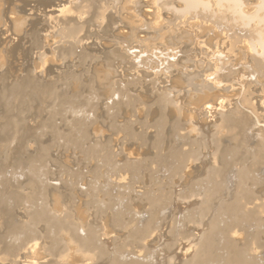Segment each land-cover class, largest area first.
<instances>
[{
	"label": "rangeland",
	"instance_id": "rangeland-1",
	"mask_svg": "<svg viewBox=\"0 0 264 264\" xmlns=\"http://www.w3.org/2000/svg\"><path fill=\"white\" fill-rule=\"evenodd\" d=\"M201 1L204 20L180 0H0V264H55L56 248V264H227L229 243L264 264V60L259 76L240 37L264 34V0L240 1L244 22ZM220 103L234 132L205 111ZM241 192L251 201L227 211ZM208 231L213 255L189 252Z\"/></svg>",
	"mask_w": 264,
	"mask_h": 264
},
{
	"label": "bare ground",
	"instance_id": "bare-ground-1",
	"mask_svg": "<svg viewBox=\"0 0 264 264\" xmlns=\"http://www.w3.org/2000/svg\"><path fill=\"white\" fill-rule=\"evenodd\" d=\"M117 1V0H116ZM156 1V0H155ZM173 1V0H172ZM222 1L224 2V3H226V7H228V9L231 11L229 14H233L234 16H235V18H237L236 20H238V18L240 19L241 18V20L244 22L245 20H243V18H244V16H242V12L243 11H240V4H241V0H217V3L219 4L220 3V5H221V3H222ZM37 2V1H36ZM138 2V1H137ZM144 2V1H143ZM180 2L181 3H183L184 5V7H185V9H184V12L186 13H190V12H192L193 11V15H190V17L188 18V20H190V19H192V18H195L196 19V17L199 19H203L204 20V18H206L207 16L209 17V12L207 11V10H209L208 8V3H206V2H202L201 0H180ZM245 2V1H244ZM224 3H223V5H224ZM41 4V3H40ZM155 4V3H154ZM211 4V3H210ZM260 4H264V3H259V5ZM142 5V4H141ZM157 5V4H156ZM155 5V6H156ZM163 5H165V4H163ZM217 5V4H216ZM219 5V6H220ZM243 5V4H242ZM242 5H241V7H242ZM210 6V5H209ZM225 7V6H224ZM223 7V8H224ZM257 7V6H256ZM143 8V7H142ZM159 8V7H158ZM175 8V7H174ZM221 8H222V6H221ZM243 8V7H242ZM262 8V7H261ZM170 10H171V7L169 8ZM260 9V8H259ZM259 9H258V11H259ZM176 10V9H175ZM224 10H226V8L224 9ZM243 10V9H242ZM227 11V10H226ZM257 11V10H256ZM183 12V11H182ZM208 12V13H207ZM213 12V11H212ZM212 12H211V14H212ZM176 13V12H175ZM180 13V12H179ZM179 13H177V14H179ZM186 13V14H187ZM251 13V12H250ZM257 13H259V12H257ZM256 13V14H257ZM183 14V13H182ZM187 14V15H188ZM218 14H221V13H218ZM217 14V15H218ZM225 14V13H224ZM232 15V16H233ZM244 15H246V14H244ZM258 15V14H257ZM194 16H196V17H194ZM213 16V15H212ZM233 16V17H234ZM254 16V15H253ZM253 16L251 15V18L253 19ZM246 17H249V16H247L246 15ZM257 16H255V18H256ZM262 17H264V15L262 16ZM212 18V17H211ZM214 18V17H213ZM261 18V17H260ZM194 19V20H195ZM219 19V18H218ZM244 19H246V18H244ZM248 19V18H247ZM252 19H250V21L252 20ZM259 19V18H258ZM213 20V19H212ZM70 21V20H69ZM235 21V20H234ZM238 21H240V20H238ZM260 21H262V23H263V21H264V18H261L260 19ZM67 22H68V20H67ZM175 22H177V20L175 21ZM183 22V21H182ZM209 22V21H208ZM228 22V21H227ZM236 22V21H235ZM243 22H242V24H243ZM247 22V21H246ZM249 22V21H248ZM185 23V22H184ZM216 23V22H215ZM261 23V22H260ZM68 24V23H67ZM177 24V23H176ZM181 24V23H180ZM187 24V23H186ZM189 24V23H188ZM223 24V23H222ZM230 24V23H229ZM248 23H246V25H247ZM70 25V24H69ZM68 25V26H69ZM216 25V27H217V29L218 28H220L219 26H217V24H215ZM214 25V26H215ZM231 25H232V23H231ZM235 25V24H234ZM260 25H262V24H260ZM67 26V25H66ZM182 26V25H181ZM224 27V26H223ZM243 27H244V25H243ZM246 27V29H247V27H248V25L247 26H245ZM244 27V28H245ZM233 28V27H232ZM244 28H242V29H244ZM260 28H263V25L261 26V27H258V29L256 28V29H250L249 30V28H248V30L247 31H244V35L243 36H240L241 37V39H243L244 41H245V43L247 44V47H248V49L252 52H250L251 54H252V56H253V65L251 64V66H253L252 67V70L255 72H258L259 70H260V68L262 69V66H263V61L261 62L260 61V56L259 55H261V56H263V58H261V60L263 59L264 60V34L262 33L263 31H262V29L261 30H259ZM76 28H69L68 30H66V33L67 34H71L74 30H75ZM216 29V30H217ZM237 29V28H236ZM241 29V28H240ZM239 29V30H240ZM242 29H241V32H243L242 31ZM225 30V29H224ZM233 30H234V28H233ZM239 30H237L238 32H239ZM229 31V30H228ZM249 31V32H248ZM262 31V32H261ZM214 32V31H213ZM248 32V33H247ZM212 33V32H211ZM247 33V34H246ZM232 34V33H231ZM234 35V37L233 38H230L229 36V41H231V39L233 40L232 41V43H233V47H235V46H237V44H238V42H237V39H238V37H236V33H233ZM211 35V34H210ZM223 35V34H222ZM229 35V34H228ZM202 37V36H201ZM225 37L227 38V36L225 35ZM224 38V37H223ZM227 39V40H228ZM240 39V38H239ZM239 39H238V41H239ZM217 40V39H216ZM243 40H240L241 41V45H242V42H243ZM218 43V42H217ZM229 45H231V43H229ZM169 46V45H168ZM238 46H240V44L238 45ZM214 47V46H213ZM230 47V46H229ZM177 49V48H176ZM173 50V49H172ZM184 51V50H183ZM199 51V50H198ZM166 52V51H165ZM171 52H173V51H171ZM179 52V51H178ZM205 52V51H204ZM115 53V52H114ZM177 53V52H176ZM185 53V52H184ZM187 53V52H186ZM198 53V52H197ZM260 53V54H259ZM172 54H174V53H172ZM175 55V54H174ZM212 55V54H211ZM178 56V55H177ZM216 56V55H215ZM251 56V57H252ZM172 57L173 58H176V57H174L173 55H172ZM222 57V56H221ZM228 57V56H227ZM133 58V57H132ZM166 58H168L167 56H166ZM170 59H172V58H170ZM165 60V59H164ZM181 60H182V58H181ZM179 58L178 59H176L173 63H169V64H166V65H168L167 67H169V69L170 68H172V70L176 73V76L174 77L175 79H176V81H181V78L183 77V75L185 74V70L187 69V66L189 65V63H188V65L185 67V66H183V67H185V70H184V68L183 67H181L183 64H181L182 63V61H181ZM214 60V59H213ZM248 60H249V57H248ZM215 61V60H214ZM213 61V62H214ZM200 63V62H199ZM251 63H252V60H251ZM260 63H263V64H261L260 65ZM186 64H187V62H186ZM186 64H184V65H186ZM202 64V63H201ZM220 64V63H219ZM192 66V65H191ZM190 66V67H191ZM166 67V68H167ZM181 67V68H180ZM200 67V66H199ZM238 67V66H237ZM240 67H241V65H240ZM260 67V68H259ZM189 68V67H188ZM225 68V67H224ZM236 68V67H235ZM263 68H264V66H263ZM168 69V68H167ZM190 69V68H189ZM229 69V68H228ZM245 69V68H244ZM195 70V69H194ZM193 70V71H194ZM222 70V69H221ZM220 70V71H221ZM235 70V69H234ZM245 71V70H244ZM247 71V70H246ZM188 72H189V70H188ZM188 72H187V76H184V77H188V81L189 82H192V81H194V82H196V78H197V76H195V75H193V74H191V76H188ZM233 72V71H232ZM243 72V71H242ZM254 72H252V73H254ZM260 72V71H259ZM163 73V72H162ZM169 73V72H168ZM226 73V72H225ZM248 73H249V71H248ZM261 73L262 72H260V75L259 76H261ZM208 74V73H207ZM218 74V73H217ZM230 74V73H229ZM257 74V73H256ZM259 74V73H258ZM157 75V74H156ZM155 75V76H156ZM164 75V74H163ZM219 75V74H218ZM222 75V74H221ZM236 75V74H235ZM208 76V75H207ZM228 76V75H227ZM234 76V75H233ZM249 76H252V75H249ZM263 76V75H262ZM216 77H217V75H216ZM235 77V76H234ZM166 78V77H165ZM173 78V79H174ZM208 78V77H207ZM224 78V77H223ZM232 78V77H231ZM250 78V77H249ZM205 79V78H204ZM219 79V78H218ZM222 79V78H221ZM244 79V78H243ZM248 79V78H247ZM242 80V79H241ZM251 80V79H250ZM217 81V80H216ZM226 81V80H225ZM243 81V80H242ZM247 81V80H246ZM172 82V81H171ZM193 82V83H194ZM199 82V81H198ZM198 82H196L197 84L194 86V88H196V89H198V88H204V87H207V86H203V84L202 83H198ZM223 82V81H222ZM250 82V81H249ZM256 82H257V80H256ZM180 83H182V82H180ZM211 83H216V82H211ZM236 83V82H235ZM171 84V83H170ZM221 84V83H220ZM233 84V83H232ZM245 84V83H244ZM176 85V84H175ZM181 85V84H180ZM180 85H178V86H180ZM183 85V84H182ZM185 86H186V84H184ZM214 85V84H213ZM230 85V84H229ZM237 85V84H236ZM248 85V84H247ZM259 85V84H258ZM257 85V86H258ZM25 86V85H24ZM238 86V85H237ZM263 86V85H262ZM175 87V86H174ZM181 87V86H180ZM243 87V86H242ZM182 88V87H181ZM208 88V87H207ZM244 88V87H243ZM217 89V88H216ZM241 89V88H240ZM175 90V89H174ZM176 91V90H175ZM200 91V90H199ZM8 92V91H7ZM7 92H6V94H7ZM14 92H16V91H14ZM177 92V91H176ZM207 92V91H206ZM230 92V91H229ZM239 92V91H238ZM242 92V91H241ZM245 92H247V91H245ZM257 92V91H256ZM245 94V93H244ZM221 95V94H220ZM51 96V95H50ZM165 96H166V94H165ZM170 96H171V94H170ZM174 96V95H173ZM193 96V95H192ZM197 96V95H196ZM176 97V96H175ZM187 97V96H186ZM190 97V96H189ZM194 97V96H193ZM261 97V96H260ZM23 98V97H22ZM21 98V99H22ZM167 98V97H166ZM169 98H171V99H173L172 97H169L168 96V98H167V100L169 101ZM176 98H178V97H176ZM197 98V97H196ZM259 98V97H258ZM180 99H181V97H180ZM194 99V98H193ZM193 99L190 97V99L189 100H191V101H193ZM185 100V99H184ZM186 100H188V99H186ZM188 100V101H189ZM195 100V99H194ZM171 101V100H170ZM178 101V100H177ZM190 101V102H191ZM197 101V100H196ZM234 101H235V99H234ZM172 102V101H171ZM183 102V101H182ZM257 102V101H256ZM197 103V102H196ZM262 103V102H261ZM115 104V103H114ZM198 104V103H197ZM201 103H199V105H200ZM238 104H240L241 105V103H238ZM171 105V104H170ZM249 105V104H248ZM172 106H174V105H172ZM176 107H177V105H175ZM179 107V106H178ZM261 108V107H260ZM264 108V107H263ZM179 109V108H178ZM224 105L222 104V103H220V104H218V105H212V104H209L208 105V107L205 109V111L207 112V114L208 115H211V117H213V118H215V117H217V116H215L214 117V115H220V117H221V120H220V122L222 123L221 125L223 126V128L224 127H228L232 132H234L235 130V128H237V125L240 123V122H238L236 119H234L235 117H231L230 115H232L231 113H230V115H227V114H225V115H223L224 114ZM239 110V109H238ZM248 110V109H247ZM227 112H229V111H227ZM223 113V114H222ZM232 113H233V111H232ZM242 113H245V112H242ZM251 113V112H250ZM229 114V113H228ZM238 114H240V113H238ZM246 114V113H245ZM251 115V114H250ZM254 118V117H253ZM214 120V119H213ZM257 120V119H256ZM241 121V120H240ZM246 121V120H245ZM243 123V122H242ZM254 124V123H253ZM257 124V123H256ZM216 125V124H215ZM222 126H221V128H222ZM257 126V125H256ZM216 127H217V125H216ZM244 127V126H243ZM243 127H241V128H243ZM239 128V127H238ZM253 128H255V125H254V127ZM228 131L229 133L231 132V131ZM225 131H227V129L225 130ZM239 132V131H238ZM225 148V147H224ZM223 149V148H222ZM217 150V149H216ZM219 150V149H218ZM217 150V151H218ZM224 150V149H223ZM262 150V149H261ZM223 151L221 150V153H222ZM225 152V151H224ZM229 152V151H228ZM217 153V152H216ZM231 154V153H230ZM261 154V153H260ZM263 154V153H262ZM224 155V154H223ZM228 156H229V154H228ZM186 157V156H185ZM224 157V156H223ZM226 157V156H225ZM258 157V156H257ZM259 158V157H258ZM254 160H256V159H254ZM259 160V159H258ZM253 161V160H252ZM256 162V161H255ZM254 162V163H255ZM259 162H260V160H259ZM263 162V161H262ZM257 163H258V161H257ZM41 164H42V162H41ZM222 164V163H221ZM259 165V164H258ZM230 166V165H229ZM257 166V165H256ZM254 167V166H253ZM225 168V167H224ZM33 172V171H32ZM51 176V175H50ZM12 179V178H11ZM42 181V180H41ZM44 183V182H43ZM3 184V183H2ZM42 184V183H41ZM51 184H53V183H51ZM50 184V185H51ZM38 186V185H37ZM53 186V185H52ZM52 186H51V191H53L52 190ZM4 189V188H3ZM39 189V188H38ZM54 189V188H53ZM38 192H39V190H38ZM242 194V195H241ZM241 194H236L237 196H236V202L234 203H232V204H229L228 206H227V211L229 210V211H234V210H238V209H240V210H244L245 208L244 207H246V205L251 201V199H250V196L248 195V194H243L242 192H241ZM249 197H248V196ZM46 196V195H45ZM17 199V198H16ZM16 199H14V200H16ZM55 199V198H54ZM1 200V199H0ZM235 201V200H234ZM17 203H19L18 201H17ZM253 203V202H252ZM10 205V204H9ZM53 206V205H52ZM57 206V205H56ZM41 207V206H40ZM260 207H261V204L260 205H257V209H256V207H255V209L253 208V210H251V209H249L248 211H251V212H248L247 214L249 215V216H255L256 215V213L257 212H259V210H260ZM47 208V207H46ZM54 208V207H53ZM50 210V209H49ZM52 210V209H51ZM50 210V211H51ZM2 211V210H1ZM0 211V212H1ZM5 211H7V210H5ZM49 212V211H48ZM51 213H53V212H51ZM56 213V212H55ZM55 213H53V214H51L53 217V219L52 218H50V219H52L51 221H52V223L55 221L54 220V217H55V219H57V216L58 215H56ZM39 214V216L38 217H40V219L41 220H45V219H47L49 216H50V214L49 213H47V212H44V208H43V211H42V209H41V212L40 213H38ZM259 214V213H258ZM34 216H36L35 214H34ZM34 216H31V217H33L34 218V221H35V217ZM253 216V217H254ZM51 217V216H50ZM37 218V217H36ZM39 219V221H41ZM49 219V218H48ZM47 219V221L49 222V220ZM60 219V218H59ZM58 219V220H59ZM33 220V219H32ZM38 220V219H37ZM37 220L35 221L36 223H38L37 222ZM54 220V221H53ZM63 220V219H62ZM30 221V220H29ZM50 221V222H51ZM60 221H61V219H60ZM4 222V221H3ZM11 222V221H10ZM33 222V221H32ZM34 222V223H35ZM63 222V221H62ZM44 223H46V221H44ZM57 223V222H56ZM4 224V223H3ZM5 224H7V223H5ZM37 225V224H36ZM49 225V224H48ZM54 225V224H53ZM62 225V224H61ZM60 225V226H61ZM2 226V225H1ZM55 227H56V225H54ZM58 227L56 228V230L57 231H60V229H59V223H58V225H57ZM63 226H66V225H62L61 227H63ZM146 226V225H145ZM147 226H149V225H147ZM60 227V228H61ZM231 228H232V226H230ZM234 228V227H233ZM63 229H65V228H63ZM68 229V228H67ZM145 229V228H144ZM61 230H62V228H61ZM69 230V229H68ZM67 230V231H68ZM143 230V229H142ZM210 230V229H209ZM47 231V230H46ZM71 231V230H70ZM69 231V236H70V239H72V242H74L75 244H76V246H77V249L79 248L80 250H82L84 253L86 252V253H88V255H89V253H91V252H93L92 253V256L94 257L96 254H95V252L94 251H92L91 250V248H90V246H88V244H87V242H85V240L83 241L82 239H80V237L81 236H79V233L77 234V232H75L74 231V229H73V231H71L70 232ZM211 231V230H210ZM229 231H230V229H229ZM233 231V230H232ZM38 232V231H37ZM83 232V231H82ZM144 232L145 233H148L149 232V230H147V232H146V230H144ZM49 233V232H48ZM90 234V233H89ZM63 235V234H62ZM68 235V234H67ZM143 235V232H142V234H140V236H141V238L144 236H142ZM211 235H212V233H210L209 231H208V233H205L204 234V236H203V238H202V240H203V242L202 243H200L199 241V246L197 247L196 245H195V249H194V245L193 246H191L192 244H190V243H187V242H190V241H186V243L187 244H189L188 245V247H187V249L189 250V252H190V250L192 249L194 252H193V254H195V256H197L198 255V257H202V256H208V257H210L211 256V254H212V252H211V247H210V245H212V242H211ZM58 236V235H57ZM87 236V235H86ZM139 236V235H138ZM140 236H139V238H140ZM33 237V236H32ZM90 237V236H89ZM92 237V236H91ZM28 238V237H27ZM30 238V237H29ZM84 238H86L87 239V237H84ZM83 238V239H84ZM137 238V237H136ZM2 239V238H1ZM42 239V238H41ZM143 239V238H142ZM198 239V238H197ZM89 240H90V238H89ZM21 241V240H20ZM88 241V240H87ZM29 242V241H28ZM88 243H91L90 245L92 246V244H94L93 243V241L91 242H88ZM186 243H184L185 245H186ZM250 243V242H249ZM31 244H34V242L33 243H31ZM38 243L36 242V244L35 245H37ZM61 244V243H60ZM247 244V243H246ZM35 245H34V247H35ZM184 245V246H185ZM198 245V244H197ZM228 245V254L227 255H225V256H223L224 258H223V260H225L226 262H227V264H249V262L250 261H248V260H244V258H242V255H241V251L238 249V248H236V246L235 245H233L232 243H229V244H227ZM27 246V245H26ZM59 246V245H58ZM57 246V247H58ZM95 246V245H94ZM140 246V245H139ZM180 246V245H179ZM251 246V245H250ZM27 247H29V246H27ZM33 247V246H32ZM61 248H62V246H60ZM60 247H58V249L60 248ZM36 248V247H35ZM53 248V247H52ZM65 248V247H64ZM25 249V248H24ZM27 249V248H26ZM26 249L24 250V252L26 253ZM29 249H30V247H29ZM33 249V248H32ZM96 249V248H95ZM94 249V250H95ZM182 249V248H181ZM250 249V248H249ZM258 249V248H257ZM65 250V249H64ZM63 250V251H64ZM188 250L187 251H185V252H187L188 253ZM1 251V250H0ZM29 253H30V251L29 250H27ZM56 255L55 256H58V258H56L57 259V261L58 262H60L61 261V258H62V253H60L61 251H57V248H56ZM183 251V250H182ZM3 252V251H2ZM27 252V253H28ZM249 252V251H248ZM55 253V252H54ZM58 253V254H57ZM24 254V253H23ZM23 254H22V256H21V258H17V260H15V259H13L14 260V262H13V264H40V262L38 261L37 262V259H36V257H26V256H23ZM65 254H66V251H65ZM27 255V254H26ZM87 255V254H86ZM85 255V256H86ZM213 255V254H212ZM51 256V255H50ZM63 256H65L64 254H63ZM90 256H91V254H90ZM89 256V257H90ZM20 257V256H19ZM88 257V256H87ZM93 257H91V259L93 258ZM65 258V257H64ZM41 259V258H40ZM63 259V258H62ZM11 260V259H10ZM10 260H8L9 262H10ZM48 260V259H47ZM47 260H46V262H47ZM64 260V259H63ZM7 261V262H8ZM49 261V263H51L50 262V260H48ZM56 261V263H58ZM66 261V260H65ZM64 261V262H65ZM45 262V263H46ZM63 262V261H62ZM11 263H12V261H11ZM49 263H47V264H49ZM55 263V264H56ZM69 263V262H68ZM138 263V262H137ZM6 264H8V263H6ZM43 264V263H42ZM52 264V263H51ZM65 264H66V262H65ZM116 264V263H115ZM127 264V263H126ZM135 264V263H134ZM140 264V263H139ZM148 264V263H147Z\"/></svg>",
	"mask_w": 264,
	"mask_h": 264
}]
</instances>
